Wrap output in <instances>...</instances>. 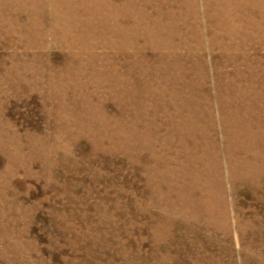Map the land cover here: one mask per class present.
<instances>
[{
  "label": "rangeland",
  "instance_id": "rangeland-1",
  "mask_svg": "<svg viewBox=\"0 0 264 264\" xmlns=\"http://www.w3.org/2000/svg\"><path fill=\"white\" fill-rule=\"evenodd\" d=\"M38 1L42 0H27V4L31 7ZM44 1L45 8L54 6L53 0ZM54 3L57 9H72L75 20L90 23L89 36L81 37L79 31L78 48L71 47L70 53L85 62L81 49L87 39L88 47L101 58L91 61L94 70L86 71L102 88L119 77L107 70L117 58L116 44L121 48L118 55L129 58L127 62L123 58V69L131 71L134 65L133 74L143 73L144 82L154 84L151 92L159 102L144 112L155 113L160 123L167 106L171 140L178 138L173 134L172 103L181 98L193 111L198 108L205 123L204 107L208 105L211 111L212 95L218 94V102L235 103L241 77L245 75L256 86L260 76L258 70L253 73L258 64L251 57L264 58V32L255 29H264V0ZM17 18L11 9L0 18V189L6 190L4 185L8 189L6 207L0 206V212L6 211L0 213V264H264V189L256 192L255 187L237 182L235 191L226 192L223 204L214 208V215L206 217L199 208L200 231L190 233L177 221L161 218L160 206L158 211H143L147 208L145 183L128 167L124 155L110 150V139L67 130L58 139L52 134L49 141H43L37 134L47 131V121L54 125L67 119L66 111L87 105L86 98L95 91L83 86L90 82L88 75L69 66V56L48 39L46 31L28 33L29 39L27 29L20 32L22 19L17 22ZM45 18L50 26L52 15ZM119 24L129 30L118 39L113 32ZM24 35L29 56L17 53L23 50L17 39ZM38 39L43 42L39 48L30 46L32 42L37 45ZM33 52L42 57L33 59ZM246 56L250 60L245 63ZM48 62L51 68L43 70ZM75 62L78 66L79 60ZM162 80L169 81L168 91L162 92L157 84ZM227 85L232 86L230 90ZM257 86L245 93L247 97L264 94ZM140 99L138 108L146 100ZM106 106L115 109L111 100ZM28 134L33 141L23 139L18 160L9 162L4 144L12 143L13 136ZM199 136L211 142V126ZM7 149L15 155L19 148ZM207 166L211 170V160Z\"/></svg>",
  "mask_w": 264,
  "mask_h": 264
},
{
  "label": "bare ground",
  "instance_id": "bare-ground-1",
  "mask_svg": "<svg viewBox=\"0 0 264 264\" xmlns=\"http://www.w3.org/2000/svg\"><path fill=\"white\" fill-rule=\"evenodd\" d=\"M44 2V0L32 2L30 7L27 0L13 2L0 0V18L5 14L6 9H11L18 16L17 22L20 21V18L22 19L18 23L20 24V32L27 29L26 35L29 39L31 36L28 33H32L33 36L43 34L42 30L46 31L48 39L60 45L61 51H65L69 56V66L76 67L78 73L88 75L90 82L84 83L83 86L92 87L95 94L93 97L86 98L87 105L81 104L66 111L67 116H69L67 119L61 117L62 119L54 125L47 121V131L37 134L43 136V141H49V136L52 134L56 135L58 139L59 135L63 136V132L67 130H76L80 135L87 137L92 134L107 140L110 139L112 144L110 150L124 155L128 160V167L134 169L136 177L142 178L145 183L143 195L146 196L144 203L147 208L143 211L154 209L158 211L160 206L161 218L166 217L172 223L177 221L181 228L190 233L200 231L202 216L201 212L198 211L199 208L201 210L203 208L205 216L214 215L216 211L214 208L217 209V206L223 204L226 192L235 191L234 186L237 182L247 187H255L256 190L254 191L256 192H262L264 189V94L252 98L251 96L247 97L249 95L245 93L257 85H260L257 87L263 88L262 91H264V80L261 78L264 76V58L251 57L258 64L253 73L258 70L260 76L256 81V86L254 83H248L245 75L241 77L239 84L236 85L239 91L234 97L235 103H230V101L226 103L224 99L218 102V94L216 93L211 96V111L208 110V105L204 107L207 109L208 119L204 120L205 123H202V119L206 117L198 108L193 111V106L183 103V99L180 98L177 102L174 100L175 104L172 103V105L176 119L172 128L173 134L176 133L178 138L171 140L170 132L168 133L171 127L167 106H164L165 110L160 123L156 122L155 113L144 112V109H150L159 102L154 100V95L151 92L154 84L149 85L148 82H144L143 73L138 76L133 74L135 73L134 65L131 71L130 69H123V58L126 62L129 58L118 55L120 54V45L116 44L115 47L116 60L110 64L112 66L107 67L110 76L118 75L119 77L108 88H102L91 77L93 74L86 71L94 70L96 66L91 61L101 58L99 53H93L92 50L94 49L88 47L87 39L81 49V53L83 52L81 56L85 62L70 53L71 47L77 46L75 45L76 36L79 31L82 33L81 37L89 36L90 23L75 20L76 16L72 9H57V3H54V0L51 3L54 6L48 8H45L47 4ZM46 10L47 12H45ZM46 15L49 17L52 15L51 27L47 25ZM11 21L12 24L15 23L14 20ZM124 28L125 26L120 24L119 28H115L113 34L116 38L119 39L120 35L122 37L127 35L129 29H127L128 27L126 30ZM255 29L264 32L261 26ZM28 37L24 35L16 38V43L23 48L17 53H23V56H29V44L26 47V43H24L28 41ZM42 44L43 42L38 39L37 45L32 42L30 46L34 45L39 48ZM98 46L102 50L106 49L104 43H99ZM11 53H15V51ZM30 56L33 59L42 57L34 54V52ZM77 60H79L78 66L75 62ZM243 60L245 62L250 59L246 56L243 57ZM244 62L242 63L246 68V62ZM50 66L48 62L42 68L47 71L51 68ZM124 80L127 82H122ZM233 82L235 84V80ZM168 83V80H162V83L158 82L157 84L164 92L168 91ZM230 87L232 86L227 85L226 89L230 90ZM106 92H109V95H106ZM127 93L130 94L129 98L125 97ZM140 97L142 99L144 97L146 100H143L141 108H138ZM147 98L151 100L149 103H147ZM108 100L114 103L116 110L107 108L106 102ZM93 101L96 103L90 104ZM211 112L212 118L209 117ZM207 126H211V142H208L205 137L204 141L200 140L199 135L204 134ZM219 134L220 137H218ZM40 137L35 138L40 139ZM122 137L127 139H121ZM23 139H28L29 143L33 141V137L28 134L25 138L22 135H19L18 138L13 136L14 141L12 143L6 142L4 144L9 162L18 160L17 155L22 149ZM9 146H18L19 149H16L15 155L8 152ZM210 160L211 170L207 166ZM225 180H229L227 191L224 187ZM4 186L6 190L0 189L1 207H6L8 201L6 195L8 189L6 185ZM5 212L4 209H1L0 213Z\"/></svg>",
  "mask_w": 264,
  "mask_h": 264
}]
</instances>
